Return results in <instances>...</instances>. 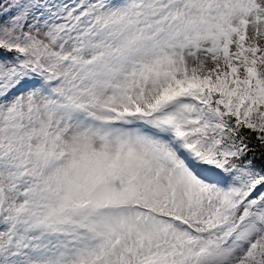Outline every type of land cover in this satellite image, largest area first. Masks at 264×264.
Listing matches in <instances>:
<instances>
[{
    "label": "snow or ice",
    "instance_id": "obj_1",
    "mask_svg": "<svg viewBox=\"0 0 264 264\" xmlns=\"http://www.w3.org/2000/svg\"><path fill=\"white\" fill-rule=\"evenodd\" d=\"M0 264H264V0H0Z\"/></svg>",
    "mask_w": 264,
    "mask_h": 264
}]
</instances>
